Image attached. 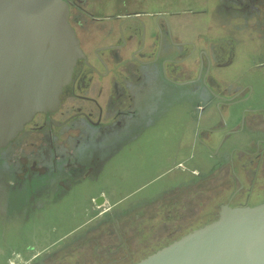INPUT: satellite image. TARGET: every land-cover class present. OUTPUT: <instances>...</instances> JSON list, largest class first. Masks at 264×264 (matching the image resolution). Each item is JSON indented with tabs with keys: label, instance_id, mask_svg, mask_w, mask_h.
I'll return each mask as SVG.
<instances>
[{
	"label": "flooded vegetation",
	"instance_id": "1",
	"mask_svg": "<svg viewBox=\"0 0 264 264\" xmlns=\"http://www.w3.org/2000/svg\"><path fill=\"white\" fill-rule=\"evenodd\" d=\"M63 1L82 56L57 110L36 115L0 150L3 231L12 216L28 221L39 210L67 201L75 209L73 220L82 214V196L99 189L89 205L99 210L108 207L81 223L79 231H68L61 244L80 246L75 249L82 255V239L95 236L84 245L93 256L89 264H118L113 258L129 254V240L146 222H163L166 231L168 225L177 224L167 234L175 238L172 243L217 220L222 206L264 203V198L257 199L264 193V104L245 78L232 84L218 73L235 58L238 42L230 37V18L239 20L233 32L243 34L251 19L260 21L258 17L264 15V0ZM214 16L222 27H217L219 37H215L214 20L210 23ZM183 112L191 131L188 138L182 129ZM166 123L172 124L170 130ZM245 131L249 134L239 138ZM149 139L193 141L190 153L183 156L180 142L174 152L180 154L179 160L171 159L154 181L164 184L160 188L136 203L130 194L112 201L110 193L129 186L126 182L115 185L117 190L105 186L108 168L127 151L142 148L145 152ZM198 144L205 161L195 150ZM199 187H209L211 194L200 198L217 203L218 210L207 212L210 220L184 232L183 220L194 211ZM171 203L175 212L167 208ZM157 204L158 210L153 208ZM180 209L183 214H178ZM96 218L98 222L82 234V227ZM0 234L2 252L7 242L5 233ZM42 237L35 236L36 245ZM34 249L35 245L26 246L24 255H19L26 259L22 264H45L55 252H46V247L28 258Z\"/></svg>",
	"mask_w": 264,
	"mask_h": 264
},
{
	"label": "water",
	"instance_id": "2",
	"mask_svg": "<svg viewBox=\"0 0 264 264\" xmlns=\"http://www.w3.org/2000/svg\"><path fill=\"white\" fill-rule=\"evenodd\" d=\"M68 15L63 0H0V150L59 107L82 56ZM135 264H264V203L222 206L217 220Z\"/></svg>",
	"mask_w": 264,
	"mask_h": 264
},
{
	"label": "rangeland",
	"instance_id": "3",
	"mask_svg": "<svg viewBox=\"0 0 264 264\" xmlns=\"http://www.w3.org/2000/svg\"><path fill=\"white\" fill-rule=\"evenodd\" d=\"M212 18L213 19L210 23L214 20L215 37H219L221 34L218 33L219 29L217 27L220 29L222 28L220 21H218V18L215 16ZM258 18L260 21L256 18L251 19L247 29L243 32V34H241V32L239 36L237 31L233 32L234 29L238 30L235 24L239 23V20L230 18V37L237 39L236 41L238 42L236 46L235 58L232 65L224 69H219L218 73L219 75L225 76L226 79H229L232 84L241 82L239 78H245L246 85L255 86L256 92L259 93V101L261 104H264V15ZM248 92L249 89H247L245 95H247ZM185 109L184 105L183 111ZM182 117V121L184 123V127H182L183 134L186 138H188V136L191 135V131L188 127L189 125H186L187 121L184 112ZM206 118L207 115L204 114L202 121L205 125ZM164 126L166 130H170L169 127H171L172 124L166 123ZM248 134L249 133L246 131L245 133H240L239 138L247 136ZM191 141H193V139H149V145L145 152L142 151V148H139L138 151L136 149L134 152L127 151L123 155L119 156L117 160L108 168L104 177V184L105 186L112 185V187L114 186L115 188V185L120 184V182H126L129 187H123L121 190L122 192L110 193V199L113 201L115 198H122L130 194L134 197V200H137L135 201L136 203L141 198H145V195L149 194L151 190L158 189V187L160 188L164 184L161 185V183L158 182L154 183V181H156L155 179L163 173V170L165 172L171 159L177 156L176 158L179 160L180 154L178 156L174 152L180 147V142L182 145L184 144L181 155H188L190 153ZM185 143H187L188 146L185 147ZM197 146L198 148L195 147V150L198 152L202 161H205L206 156L203 148H201L200 144ZM199 161L201 160L199 159ZM159 167L161 169H157ZM214 184L217 186V183ZM214 184L210 187H214ZM208 189L209 187H199V192H195L194 200L196 206L192 207L194 210L193 213H191V211L188 214L191 215L187 217V219L183 220L184 223L182 226L185 225L186 227L184 228V232L201 226L204 222L210 220V218L207 217V212H217V203H208L206 197L203 199L200 198L201 195L206 196L210 193ZM100 191L101 190L97 189L93 192L86 193V197L82 196V214H78L77 216L75 215L73 220H71V217L74 215L75 209L73 208L71 201L51 206L43 211L39 210L37 213L33 214L31 219L28 221L22 220V216H12L10 222H7L6 224L5 232L3 231V226H1V224L6 220L4 217H0V219L2 218L0 221V232L5 233L4 240L7 242V248H5L6 250L0 252V264H22L26 259L25 257H20L19 255H24L26 246L28 245L36 246V249L33 250L31 255L28 253V255H30L28 258L39 252L41 254L46 247L48 248L46 252L55 251L53 256L47 257L45 264H89L90 261L93 260V256L89 254L90 252H87L84 245L89 238L95 236H87V238L85 237L82 239V255L75 249L80 246H62L61 239L68 234V231L78 230L76 228L80 226L81 223L84 225V223L89 221L93 215L95 216L99 211L108 207L107 204L99 210L93 203L89 205L90 199L97 196ZM167 193L169 194L170 192ZM263 198L264 193L257 197V199ZM134 200H130V202H133ZM182 203L185 202L182 200ZM179 204H177L178 208L180 206ZM174 205L175 204L171 203L167 208H170L171 211L175 212L176 208H171L174 207ZM158 206V204L155 206L153 205V208L158 210ZM153 208L150 207V209ZM167 208L166 215L168 214ZM183 213L182 209L178 211V214ZM97 219L99 218H96L92 220V222H89L86 226H83L82 234L83 231L89 230L93 227L98 222ZM65 222L68 227L62 228L61 226H58L63 225ZM176 225L177 224L168 225L167 227L170 228L169 231L164 229L163 222H146L145 224L140 225L139 230L136 232V238L129 240L131 246L130 251L127 252L129 254H118V256L113 258L114 261L116 259L118 264L119 262L120 264H134L144 259L146 256L159 251L169 245L171 241L175 240V238H169V235L167 236V234L170 231L172 232L173 229L177 227ZM56 226L60 229H54ZM52 228L55 230H53L54 235L53 233H50ZM144 228L145 232L140 233V231L142 229L144 230ZM101 230L104 231L105 226H103V229ZM37 234L43 235V237L41 238L42 242L36 245L33 239L37 236ZM0 238L2 239L1 236ZM24 238H26L27 241L24 242ZM64 241L68 242V239ZM113 243L115 242L113 241ZM103 259L104 263H106L107 260H105V255H103Z\"/></svg>",
	"mask_w": 264,
	"mask_h": 264
},
{
	"label": "trees",
	"instance_id": "4",
	"mask_svg": "<svg viewBox=\"0 0 264 264\" xmlns=\"http://www.w3.org/2000/svg\"><path fill=\"white\" fill-rule=\"evenodd\" d=\"M148 256H149V255H148ZM148 256H146V257H148ZM146 257H145V258H146ZM145 258H144V259H145ZM142 260H143V259H142Z\"/></svg>",
	"mask_w": 264,
	"mask_h": 264
}]
</instances>
